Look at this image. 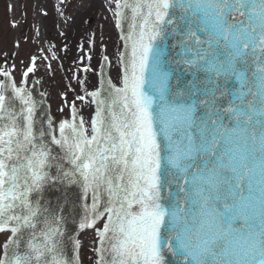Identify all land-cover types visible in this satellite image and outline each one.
<instances>
[{
  "label": "snow or ice",
  "instance_id": "1",
  "mask_svg": "<svg viewBox=\"0 0 264 264\" xmlns=\"http://www.w3.org/2000/svg\"><path fill=\"white\" fill-rule=\"evenodd\" d=\"M114 15L119 85L101 71L76 97L90 129L75 102L45 128L0 69V264H79L41 200L56 182L80 186V229L106 217L96 264H264V0H115Z\"/></svg>",
  "mask_w": 264,
  "mask_h": 264
},
{
  "label": "rangeland",
  "instance_id": "2",
  "mask_svg": "<svg viewBox=\"0 0 264 264\" xmlns=\"http://www.w3.org/2000/svg\"><path fill=\"white\" fill-rule=\"evenodd\" d=\"M113 0H0V69L17 83L32 64L48 108L57 119L75 102L86 122V100L94 88V62L109 61V75L118 82V37L112 27ZM85 68L88 70L85 71ZM25 79V77H23ZM82 82V83H81ZM5 233H0V243ZM94 232L80 233V264H90Z\"/></svg>",
  "mask_w": 264,
  "mask_h": 264
},
{
  "label": "water",
  "instance_id": "3",
  "mask_svg": "<svg viewBox=\"0 0 264 264\" xmlns=\"http://www.w3.org/2000/svg\"><path fill=\"white\" fill-rule=\"evenodd\" d=\"M115 12V0L112 2V27L118 37V82L114 83L119 85L120 82V76L122 75L121 71V64L119 65V53L120 48L122 45L121 38L123 35H125L128 31L127 23H124L121 28H118L116 26V17L114 15ZM121 37V38H120ZM123 45L121 48V52L124 51V40ZM103 57L99 54V62H94V88H91L87 90V92L92 91L93 89H96L99 87V82L101 80V71H103L104 76L103 78L105 80L110 79L107 73L108 69V61L102 60ZM102 60V63H101ZM101 63V65H100ZM100 65V67H99ZM5 79L0 73V80ZM10 79H12L10 77ZM24 79L21 73L19 72L17 85L20 84L21 80ZM31 78H28L26 82V86L30 91H32L33 98L36 100L38 107H37V120L43 122V126L46 128L48 123V111L47 106L45 105V102L43 101V95L39 93L37 89V82L35 80H30ZM25 80V79H24ZM30 80V81H29ZM30 82V83H29ZM36 86V87H35ZM42 97V99H41ZM47 100V99H46ZM90 98L86 97V122L85 125L90 129V123L91 118L95 114L94 110V104H91L89 102ZM76 106V105H75ZM70 108L71 105H65V113H57V119L54 118L53 127L58 124L59 121L64 119H70ZM63 117V118H62ZM58 134V133H57ZM90 134V133H89ZM58 150V149H57ZM90 195V194H89ZM41 200L46 207H50L53 209H57L60 211L65 217H66V223L64 225V228L67 230V234L69 236H73L77 239L80 231L82 229L79 228V221L80 217L84 215V209L83 205L85 203L86 198L82 195V191L79 185L76 184H67V183H60L56 182L51 185H46L44 191L41 193ZM87 203H91L90 198L87 199ZM59 206V207H58ZM106 219V218H105ZM102 221L99 222V225H102ZM88 232H94L96 237V231L94 228H88ZM7 235L9 233H5V236L2 237V242L6 239ZM95 242L96 239L94 238V247H91L92 252V259L90 260V264H94L96 261V253L94 251L95 249ZM81 243V241H80ZM66 252L69 256H77L78 249L73 251L71 244L69 243ZM171 259V257H169Z\"/></svg>",
  "mask_w": 264,
  "mask_h": 264
},
{
  "label": "bare ground",
  "instance_id": "4",
  "mask_svg": "<svg viewBox=\"0 0 264 264\" xmlns=\"http://www.w3.org/2000/svg\"><path fill=\"white\" fill-rule=\"evenodd\" d=\"M11 77V76H10ZM12 79H13V77H11ZM36 87V86H35ZM41 99H42V97H41ZM78 111V110H77Z\"/></svg>",
  "mask_w": 264,
  "mask_h": 264
}]
</instances>
